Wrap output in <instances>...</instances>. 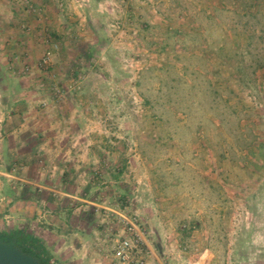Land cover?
<instances>
[{"label":"rangeland","instance_id":"374dc122","mask_svg":"<svg viewBox=\"0 0 264 264\" xmlns=\"http://www.w3.org/2000/svg\"><path fill=\"white\" fill-rule=\"evenodd\" d=\"M13 229L56 264H264V0H0Z\"/></svg>","mask_w":264,"mask_h":264},{"label":"trees","instance_id":"16d2710c","mask_svg":"<svg viewBox=\"0 0 264 264\" xmlns=\"http://www.w3.org/2000/svg\"><path fill=\"white\" fill-rule=\"evenodd\" d=\"M0 239L16 242L19 246L24 248L26 252L40 258L45 264H55L54 254L42 241L34 237L28 231L18 229L0 230Z\"/></svg>","mask_w":264,"mask_h":264},{"label":"water","instance_id":"95a60500","mask_svg":"<svg viewBox=\"0 0 264 264\" xmlns=\"http://www.w3.org/2000/svg\"><path fill=\"white\" fill-rule=\"evenodd\" d=\"M0 264H45L14 241L0 239Z\"/></svg>","mask_w":264,"mask_h":264},{"label":"built area","instance_id":"2783aa9c","mask_svg":"<svg viewBox=\"0 0 264 264\" xmlns=\"http://www.w3.org/2000/svg\"><path fill=\"white\" fill-rule=\"evenodd\" d=\"M130 245V241L129 239H125L122 244H121V247L120 249L118 250V254L124 258H127L126 256V253H125V250L126 248Z\"/></svg>","mask_w":264,"mask_h":264},{"label":"flooded vegetation","instance_id":"af4514ba","mask_svg":"<svg viewBox=\"0 0 264 264\" xmlns=\"http://www.w3.org/2000/svg\"><path fill=\"white\" fill-rule=\"evenodd\" d=\"M55 262V264H56V261H54Z\"/></svg>","mask_w":264,"mask_h":264}]
</instances>
